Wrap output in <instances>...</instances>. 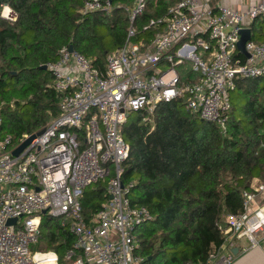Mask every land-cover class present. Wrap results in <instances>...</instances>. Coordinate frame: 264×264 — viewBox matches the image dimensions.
<instances>
[{
    "label": "built area",
    "instance_id": "2783aa9c",
    "mask_svg": "<svg viewBox=\"0 0 264 264\" xmlns=\"http://www.w3.org/2000/svg\"><path fill=\"white\" fill-rule=\"evenodd\" d=\"M115 9L128 19L124 45L106 55L102 68L92 67L74 49L61 48L45 65L59 114L17 143L0 135V264H60L54 251L31 249L39 241L42 216L61 218L74 237L64 264H140L136 229L152 217L146 207L131 204L132 183H122L129 155L123 124L132 113L152 122L159 103L183 97L188 111L225 131L237 82L264 78V42L248 41L249 57L237 50L239 31L264 19V0L245 11L209 6L208 0H179L165 17L143 27L157 29L147 40H134L145 0H83L80 13L109 16ZM0 18L15 22L17 14L2 3ZM98 181H106L107 200L84 214L82 191ZM242 199L241 212L223 217L218 228L225 240L204 264H230L231 254L222 251L228 240L254 244L264 232V182L253 179ZM10 219L15 222L7 224Z\"/></svg>",
    "mask_w": 264,
    "mask_h": 264
},
{
    "label": "trees",
    "instance_id": "16d2710c",
    "mask_svg": "<svg viewBox=\"0 0 264 264\" xmlns=\"http://www.w3.org/2000/svg\"><path fill=\"white\" fill-rule=\"evenodd\" d=\"M179 0H145L134 23L136 36L150 39L151 19L167 15ZM83 0H0L16 12L15 22L0 18V135L17 143L59 114L52 76L41 66L54 62L61 48H72L102 68L106 55L124 45L128 19L81 14ZM258 20V19H257ZM250 23L251 41L264 42V20ZM122 126L129 145L122 183L131 204L144 206L152 219L137 227L140 264H204L213 247L224 242L219 230L226 214L243 210L242 192L253 179L264 182V78L239 80L230 92L225 131L201 120L184 98L159 103L152 122ZM107 200L106 181L87 186L80 198L84 214ZM67 224L42 216L40 249L54 251L60 264L73 250Z\"/></svg>",
    "mask_w": 264,
    "mask_h": 264
},
{
    "label": "crops",
    "instance_id": "0c3cea01",
    "mask_svg": "<svg viewBox=\"0 0 264 264\" xmlns=\"http://www.w3.org/2000/svg\"><path fill=\"white\" fill-rule=\"evenodd\" d=\"M258 1L259 0H208V5H221L238 11H245L249 6ZM258 20L264 19L258 18ZM254 26L256 27V22ZM224 237L226 236L224 235ZM233 250L235 253H233ZM222 251L226 254H231L232 261L230 264H264V232L257 234L254 244H251V242L245 238L235 241L228 240L226 247Z\"/></svg>",
    "mask_w": 264,
    "mask_h": 264
},
{
    "label": "water",
    "instance_id": "95a60500",
    "mask_svg": "<svg viewBox=\"0 0 264 264\" xmlns=\"http://www.w3.org/2000/svg\"><path fill=\"white\" fill-rule=\"evenodd\" d=\"M251 39V30L249 27L242 28L239 31V40L237 42V50L243 54L245 57H249L248 53L245 51V44L250 41ZM69 50L72 51V46H69ZM41 69L46 70V66H41ZM34 135L29 136L27 139H25L15 150H13L12 154L16 156L26 145L29 144V142L32 140ZM42 214H45V210L42 211ZM15 222V219H10L7 221V224H13ZM233 253L235 251L233 250Z\"/></svg>",
    "mask_w": 264,
    "mask_h": 264
},
{
    "label": "rangeland",
    "instance_id": "374dc122",
    "mask_svg": "<svg viewBox=\"0 0 264 264\" xmlns=\"http://www.w3.org/2000/svg\"><path fill=\"white\" fill-rule=\"evenodd\" d=\"M259 23V20H256V25ZM190 67V65L187 63L186 64V69H188ZM138 118V115L135 114V113H132L131 114V117L129 118L128 120V123H132L134 121H136V119ZM55 221H61V218H54ZM31 249L32 250H37V249H40V247L38 245H33L31 246Z\"/></svg>",
    "mask_w": 264,
    "mask_h": 264
}]
</instances>
